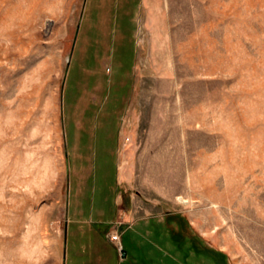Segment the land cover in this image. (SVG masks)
Instances as JSON below:
<instances>
[{
    "label": "rangeland",
    "instance_id": "rangeland-1",
    "mask_svg": "<svg viewBox=\"0 0 264 264\" xmlns=\"http://www.w3.org/2000/svg\"><path fill=\"white\" fill-rule=\"evenodd\" d=\"M81 241L264 264V0H0V264Z\"/></svg>",
    "mask_w": 264,
    "mask_h": 264
},
{
    "label": "crops",
    "instance_id": "crops-1",
    "mask_svg": "<svg viewBox=\"0 0 264 264\" xmlns=\"http://www.w3.org/2000/svg\"><path fill=\"white\" fill-rule=\"evenodd\" d=\"M97 233V231H95ZM99 234L102 233L98 232ZM97 233V234H98ZM65 264H109L105 253V245L100 242H71L66 243L63 255ZM174 259V258H173ZM150 261V258L148 259ZM160 261V263H159ZM151 259L154 264H163V258Z\"/></svg>",
    "mask_w": 264,
    "mask_h": 264
},
{
    "label": "built area",
    "instance_id": "built-area-1",
    "mask_svg": "<svg viewBox=\"0 0 264 264\" xmlns=\"http://www.w3.org/2000/svg\"><path fill=\"white\" fill-rule=\"evenodd\" d=\"M121 250H122V249H121V247L119 246V247H118V251L120 252V256H122V254H121Z\"/></svg>",
    "mask_w": 264,
    "mask_h": 264
}]
</instances>
